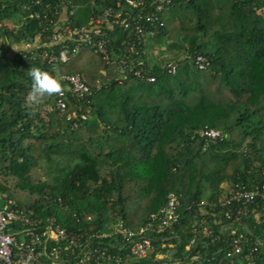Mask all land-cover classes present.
<instances>
[{
    "label": "trees",
    "instance_id": "obj_1",
    "mask_svg": "<svg viewBox=\"0 0 264 264\" xmlns=\"http://www.w3.org/2000/svg\"><path fill=\"white\" fill-rule=\"evenodd\" d=\"M37 1L0 0V38L38 41L13 59L0 54V193L68 232L109 234L119 223L138 230L173 192L181 199L178 222L150 234L147 258L123 264H264L262 215L228 218L233 206L221 204L238 182L264 183V0H188L166 8L164 26L141 54L154 82H121L116 66L88 46L67 62L51 61L63 45L47 38L56 26L65 19L87 25L118 0ZM48 2L58 15L45 10ZM78 8L89 12L87 22L76 18ZM8 20L14 28L3 24ZM110 36L118 49L126 32ZM197 55L207 58L206 69L196 66ZM167 61L176 62V74L164 69ZM30 67L59 77L80 73L91 94L70 96L64 113L52 109L55 94L33 103ZM79 106L88 119L73 128L67 114ZM206 128L222 137L202 136ZM239 234L248 242L229 258ZM96 242L126 252L118 236ZM197 253L201 259L192 261Z\"/></svg>",
    "mask_w": 264,
    "mask_h": 264
},
{
    "label": "built area",
    "instance_id": "obj_2",
    "mask_svg": "<svg viewBox=\"0 0 264 264\" xmlns=\"http://www.w3.org/2000/svg\"><path fill=\"white\" fill-rule=\"evenodd\" d=\"M186 1L188 0H118L115 5L92 18L87 25L73 27L70 21L65 19L66 22L56 26L54 32L47 37L52 43H63L59 55L51 56V61L67 62L81 47L88 46L99 53L108 64L116 66L121 82L130 77L154 82L156 77L148 73L144 65L145 60L141 58L146 53L144 43L164 26L161 16L163 11L173 4ZM37 3L42 1L38 0ZM45 10H54L56 15L60 13L50 2L45 4ZM70 14H73V10H70ZM35 16L40 17L41 14L38 12ZM116 29L126 32V37L118 49L109 45L110 35ZM69 41L71 44L67 43ZM195 64L204 70L208 66V60L203 55H197ZM164 69L168 74L174 75L178 66L174 61H167L164 63ZM60 77L65 88L62 93L55 94L52 109L64 113L68 111L70 96L84 98L91 94V88L80 73L63 74ZM87 119L88 114L82 111L81 106L67 114V121L73 128L78 127V120ZM201 135L216 140L222 137V132L206 128ZM2 177L0 169V180ZM204 203L207 204H202ZM213 204L215 203L212 202ZM221 204L233 206L225 211L228 218L233 215L247 218L260 214L264 218V183L238 182ZM180 207V196L171 192L164 208L151 214L148 222L138 230L119 223L109 234L68 232L56 224L54 217L44 220L34 210L17 206L12 199L0 193V264H123L125 261L144 259L154 248L150 234L162 233L172 228L179 220ZM90 218L88 216V219ZM204 233L213 240L216 238L212 230L205 229ZM232 233L236 234L237 231L232 230ZM110 236L121 238L124 242L122 248L126 247V252H110L102 247L101 243L96 242ZM243 242H248L243 234L233 237L231 246L227 249V257L234 258L241 254ZM256 250L254 247L249 252ZM247 258L250 259L249 255ZM200 259V253L192 257V261Z\"/></svg>",
    "mask_w": 264,
    "mask_h": 264
},
{
    "label": "clouds",
    "instance_id": "obj_3",
    "mask_svg": "<svg viewBox=\"0 0 264 264\" xmlns=\"http://www.w3.org/2000/svg\"><path fill=\"white\" fill-rule=\"evenodd\" d=\"M28 76L31 81L30 97L33 103L44 96L60 94L63 90L62 78L39 67H30Z\"/></svg>",
    "mask_w": 264,
    "mask_h": 264
},
{
    "label": "crops",
    "instance_id": "obj_4",
    "mask_svg": "<svg viewBox=\"0 0 264 264\" xmlns=\"http://www.w3.org/2000/svg\"><path fill=\"white\" fill-rule=\"evenodd\" d=\"M3 24L8 26L9 28L15 27V24L10 20L5 21ZM0 26H1V23H0ZM37 42L35 43H26L24 41L14 42L11 39L0 38V54L4 53L9 59H13L17 55V53H20L22 51H26L29 49L30 50L34 49Z\"/></svg>",
    "mask_w": 264,
    "mask_h": 264
},
{
    "label": "rangeland",
    "instance_id": "obj_5",
    "mask_svg": "<svg viewBox=\"0 0 264 264\" xmlns=\"http://www.w3.org/2000/svg\"><path fill=\"white\" fill-rule=\"evenodd\" d=\"M88 17H89V12L86 11L84 8H78L76 10V18L77 19L82 20L83 22H87ZM158 257H162V256L158 255Z\"/></svg>",
    "mask_w": 264,
    "mask_h": 264
}]
</instances>
